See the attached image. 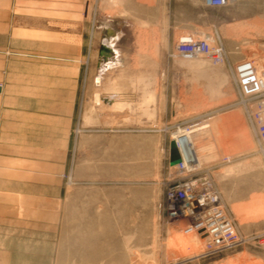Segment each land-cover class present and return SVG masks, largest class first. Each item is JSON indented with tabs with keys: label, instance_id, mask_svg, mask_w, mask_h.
I'll return each mask as SVG.
<instances>
[{
	"label": "rangeland",
	"instance_id": "obj_1",
	"mask_svg": "<svg viewBox=\"0 0 264 264\" xmlns=\"http://www.w3.org/2000/svg\"><path fill=\"white\" fill-rule=\"evenodd\" d=\"M85 1L67 179L54 202L7 215L0 264H264L254 242L264 232V160L231 71L244 60L264 71V0L210 8L212 21L192 30L177 28L200 13L185 0ZM203 34L218 36L230 65L200 59L207 66L196 71L175 55ZM180 130L196 148L183 137L190 152L177 146L180 157L201 164L188 177L208 179L251 240L211 252L208 233L168 218L169 186L184 176L170 166Z\"/></svg>",
	"mask_w": 264,
	"mask_h": 264
},
{
	"label": "crops",
	"instance_id": "obj_2",
	"mask_svg": "<svg viewBox=\"0 0 264 264\" xmlns=\"http://www.w3.org/2000/svg\"><path fill=\"white\" fill-rule=\"evenodd\" d=\"M185 1L200 13L177 28L212 21L201 0ZM85 2L0 0V229L23 204L60 198L86 50ZM39 54L50 60H35Z\"/></svg>",
	"mask_w": 264,
	"mask_h": 264
},
{
	"label": "built area",
	"instance_id": "obj_3",
	"mask_svg": "<svg viewBox=\"0 0 264 264\" xmlns=\"http://www.w3.org/2000/svg\"><path fill=\"white\" fill-rule=\"evenodd\" d=\"M204 3L209 8H226L231 4L230 0H204ZM175 55L184 60L207 59L215 66L230 65L221 41L212 34L179 42ZM231 71L239 95V101L235 105L243 107L264 160V71L259 76L252 60H244L232 66ZM198 167L193 163L187 168L182 159L174 167L177 174L184 176L169 186L166 198L168 218L188 221L186 230H194L198 234L208 233L210 241L206 244L211 252L249 241L250 238L235 230L221 207L218 195L208 184V179L193 180L188 177ZM254 242L264 248V232L256 235Z\"/></svg>",
	"mask_w": 264,
	"mask_h": 264
},
{
	"label": "bare ground",
	"instance_id": "obj_4",
	"mask_svg": "<svg viewBox=\"0 0 264 264\" xmlns=\"http://www.w3.org/2000/svg\"><path fill=\"white\" fill-rule=\"evenodd\" d=\"M183 62H181V63H183ZM206 66H207V63L205 61H203V60H200V59H192V60H189V64H188V67L190 69H193V70H196V71H201ZM183 137H187L188 141H190L192 147L194 148V145L195 144H194L193 140H191V138L189 137V135L187 133H185L183 130H180V131L177 132V136L175 137L176 140H174V142L176 143L177 146H180L181 147L182 151H183V148L185 147L184 152L186 151L187 155H189V152L190 151L188 150L187 143H186V145L183 143V141H184ZM194 149H195L194 151H196V148H194ZM178 153H179V151H178ZM180 159H182V162L184 163V166L187 167V168L191 167L193 163H196V165H198L199 167L201 166V164L197 163V161L192 156H189V157H186V158H184L182 156V157H180ZM182 221H184V220H182ZM181 226H184L185 227L187 225H185V224L183 225L182 224ZM183 230L186 231V228L183 229ZM208 237H209V240L208 241H210L209 234H208Z\"/></svg>",
	"mask_w": 264,
	"mask_h": 264
},
{
	"label": "water",
	"instance_id": "obj_5",
	"mask_svg": "<svg viewBox=\"0 0 264 264\" xmlns=\"http://www.w3.org/2000/svg\"><path fill=\"white\" fill-rule=\"evenodd\" d=\"M181 162L180 155L178 153L177 145L172 140L170 143V166H175Z\"/></svg>",
	"mask_w": 264,
	"mask_h": 264
}]
</instances>
